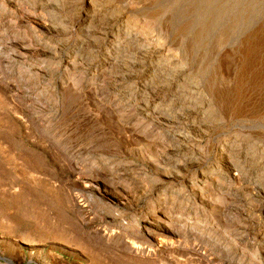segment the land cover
<instances>
[{
    "label": "rangeland",
    "instance_id": "rangeland-1",
    "mask_svg": "<svg viewBox=\"0 0 264 264\" xmlns=\"http://www.w3.org/2000/svg\"><path fill=\"white\" fill-rule=\"evenodd\" d=\"M108 1L130 24L106 49L61 24L34 26L45 50L13 46L26 32L13 21L0 29V264H264V0ZM218 170L220 185L206 179ZM192 178L196 190L149 198ZM162 204L189 231L206 216L205 234L158 253L107 227Z\"/></svg>",
    "mask_w": 264,
    "mask_h": 264
},
{
    "label": "bare ground",
    "instance_id": "bare-ground-1",
    "mask_svg": "<svg viewBox=\"0 0 264 264\" xmlns=\"http://www.w3.org/2000/svg\"><path fill=\"white\" fill-rule=\"evenodd\" d=\"M60 1L61 0H0V29L5 26L4 23H8V22L10 23L11 21H13V23L15 22V25L18 24L17 29L19 31L26 28V30H25L26 32L25 33L23 32L24 33L23 35H20L21 33L16 35L13 32L14 34H11L8 36V39H10V41H12L13 46H20L19 48H21V46H23L22 49L25 48L26 50H32V49L45 50L51 46L52 42L50 41L49 38L43 36V35H45L43 32H42L43 35L41 33H40V35L38 33H34L33 32L34 26H39V27H42V29H48L49 30L52 27H54V25L59 26L61 24L63 27H65V29L67 28L68 30L79 31L80 34H82V36H84V38H86V39H92L93 37L99 38L100 39V45L102 46V48H105V49L110 43L115 41L114 36H117V33H119L121 31L120 25H121V29H122V25H124L125 28L129 27L128 24H130V23H128L129 21H128L127 14L120 8V6L117 3L112 4L111 3L112 1H108V0H81V2H80L81 6H79L80 3H79V5L78 4H76V5L69 4L68 6L63 8L61 13H58L56 15V17L54 16L55 17V20H54V17L52 19L51 18L52 16L50 17L49 15L51 14V9L53 8V6L59 4ZM59 5H61V4H59ZM61 6H63V5H61ZM12 7L13 8L19 7L20 12L18 13L17 11H15V12L12 11L11 10ZM7 9H10V12L8 11L9 13L6 15L5 13H6ZM99 10H101V12ZM107 23H109V26ZM97 28L101 29V31L98 35H96V29ZM36 30H39V29H36ZM48 30H46V31H48ZM141 31H142L141 29L136 28V30L134 32V34H136L140 37L139 39L143 38ZM95 40H93V41H95ZM142 40H144V39H142ZM6 45H8V44H6ZM152 46H154V45H152ZM152 52H153V50H152ZM84 55L85 54H83V53L79 54V58L78 57L74 58V61L70 59L72 62L70 60H67L66 61L67 65H65V66H68V64L70 65V63H74L77 60L79 62L80 60H82L81 58ZM69 57L71 58V56H69ZM19 61L22 62V60H19ZM61 62H63V61H61ZM108 64H111V63H110V61L106 60V61H104V63L102 62V64L98 67L104 69L106 66H108ZM23 65H24V63H23ZM29 68L30 67L27 66L26 70ZM0 70H2L1 69V63H0ZM30 71H32V70H30ZM97 71H94L93 74H95ZM24 79H25V77H24ZM22 80L23 79H21V81ZM176 87L177 86H175L174 88H176ZM174 88H173V90H174ZM174 94L175 93L172 91V89H169L168 91L167 90L163 91L160 94H158L154 100H152L151 102L149 101V103L147 105L153 106L154 104H157V105H159L160 103L162 104V102L170 99ZM147 105H145V106H147ZM185 105H186L185 102L181 103L179 100L177 106L180 108L181 106L184 107ZM200 114H201V112H200ZM191 119H192V121H190V124L194 123L195 120L197 121L196 117H192ZM223 173H225V172H223ZM213 175H215V176H213ZM184 179H182L180 182H176V181L172 182V184H170V186H169V187H172L170 189V191H167V190L162 191L161 189L164 188L166 183H164V182L160 183L159 182L158 183L159 185L158 186L156 185L157 187L156 186L151 187L150 192H149V198L150 199H152V198L157 199V198L161 197V199L163 198L162 200L165 201V200H167L168 197L173 198L174 195L179 194V192H180L179 190H181V191L186 190L188 188V186H189V189L191 191L196 190V188L198 186V182L200 180L195 182L194 181L195 178H192L190 183L187 182L186 184H184L183 183V182H185ZM206 179L210 180V182H215V183L217 182L220 185L221 182L229 180V177L228 176L224 177V175L221 174L219 171V173L218 172H215V173L211 172V174H209V175L207 174ZM232 179H234L232 182H237L236 181L237 176H234V178H232ZM207 180H205V181H207ZM132 184L133 183H129V184L127 183L126 187H123V188H128V187L131 188V186H133L132 188L136 189L137 188L136 185H132ZM134 184H136V183H134ZM169 187H167V188H169ZM177 187H179V188L177 189ZM184 188H186V189H184ZM82 195H83V193H82ZM146 198H148V197H146ZM91 204H93V203H91ZM163 204H162V206L161 205H157V206L154 205V209H155L154 211L155 212H153V213L149 212V213L142 214L141 220H140L141 223H139V221H138V218L140 215L139 216L134 215L133 217H135V216L137 217V219H134L135 224H130V223H126L125 220H123L124 218L114 216V214H113L112 215L113 217L111 216L112 223L108 224L107 227H109L111 230L122 229L123 232H121V233L124 234L125 238L130 239L132 245L136 244L137 246H146L150 250H153L154 252H158V253L166 252V250L168 248V244H169V246H171L170 244H173V243L178 245L180 243V239L186 237V233H189V234L194 233L193 237H196L198 235V233H201V235L205 234L204 231H202V229L205 230V228H207L206 227L207 219L205 218L206 216L204 218H201V219L197 218L195 221L196 222L195 226L197 225V230H200V232L197 230H194L195 229L194 225L192 227H190L191 231H189L186 229L189 216H184L182 213H177V216H176L175 215L176 213H171L170 211L172 209V205L167 209V211H164L162 213L163 218L162 217L160 218L156 215V212L159 211V209L165 210L164 209L165 205H163ZM152 209H153V206L150 208V210H152ZM105 211H104V213H105ZM185 212H187V211H185ZM188 212H190V211H188ZM262 213H260V214H262ZM110 215H111V213L109 212V216ZM152 226H157V227H159L160 230H154L153 228H150ZM122 230H120V231H122ZM196 232H198V233H196ZM199 239L200 238H198L197 240H199ZM202 243L204 244V242H200V244H202ZM210 243H211L210 240H208V241H205L204 245L206 247L209 245V247H210V245H211ZM214 243H215V241H214ZM214 243L211 246L212 248L219 246L217 243H215V244ZM205 250H206V248H205ZM214 250H215V248H214ZM137 251H139V250H137ZM209 251L210 250H208L207 252L209 253ZM230 251H231V256H230L231 258L229 257V263L234 262L238 258V254H240V253H238L239 249L233 248ZM218 252L221 253L222 250L218 251ZM215 254H216V252H215ZM215 254H213V255H215ZM219 261H220L219 264L227 263V260H225V259L219 260ZM160 262H162V261H160Z\"/></svg>",
    "mask_w": 264,
    "mask_h": 264
}]
</instances>
